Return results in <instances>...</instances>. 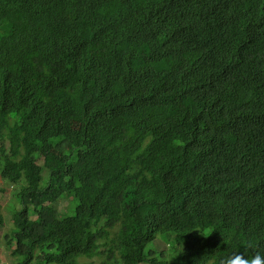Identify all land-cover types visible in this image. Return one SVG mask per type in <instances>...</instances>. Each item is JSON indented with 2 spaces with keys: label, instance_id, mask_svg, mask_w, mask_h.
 Segmentation results:
<instances>
[{
  "label": "trees",
  "instance_id": "16d2710c",
  "mask_svg": "<svg viewBox=\"0 0 264 264\" xmlns=\"http://www.w3.org/2000/svg\"><path fill=\"white\" fill-rule=\"evenodd\" d=\"M0 176L12 264L264 253V0H0Z\"/></svg>",
  "mask_w": 264,
  "mask_h": 264
},
{
  "label": "rangeland",
  "instance_id": "374dc122",
  "mask_svg": "<svg viewBox=\"0 0 264 264\" xmlns=\"http://www.w3.org/2000/svg\"><path fill=\"white\" fill-rule=\"evenodd\" d=\"M2 186L6 187V190L5 191L0 190V205L2 206V212L5 216V224L0 228V264H12L13 256L10 255L5 234L8 233V231L10 230L13 224L11 207L19 208L20 204L13 196L16 187H13V185L10 186L8 184L6 185L5 183H3L0 176V187ZM69 203H70L69 199H62L60 202L56 204L55 206L56 213L60 217L63 216L64 214H67V212L69 211L70 209ZM156 247L164 248V242L159 240ZM80 261H82L83 264H100L101 259L98 257L92 259L83 258L80 259Z\"/></svg>",
  "mask_w": 264,
  "mask_h": 264
},
{
  "label": "clouds",
  "instance_id": "9594fccd",
  "mask_svg": "<svg viewBox=\"0 0 264 264\" xmlns=\"http://www.w3.org/2000/svg\"><path fill=\"white\" fill-rule=\"evenodd\" d=\"M214 231L216 229L210 225L201 234L207 236V233H213ZM222 264H264V253L257 252L255 255L249 256L246 250L245 252L236 251L224 258Z\"/></svg>",
  "mask_w": 264,
  "mask_h": 264
}]
</instances>
